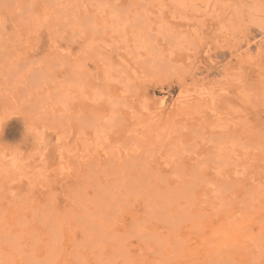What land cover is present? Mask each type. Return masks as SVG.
I'll return each instance as SVG.
<instances>
[{"label": "rangeland", "instance_id": "1", "mask_svg": "<svg viewBox=\"0 0 264 264\" xmlns=\"http://www.w3.org/2000/svg\"><path fill=\"white\" fill-rule=\"evenodd\" d=\"M0 237V264H264V0H0Z\"/></svg>", "mask_w": 264, "mask_h": 264}, {"label": "bare ground", "instance_id": "2", "mask_svg": "<svg viewBox=\"0 0 264 264\" xmlns=\"http://www.w3.org/2000/svg\"><path fill=\"white\" fill-rule=\"evenodd\" d=\"M114 92H115V91H114ZM117 92H118V91H117ZM116 95H117V94H116ZM116 95H115V97H116ZM117 96H119V95H117ZM163 104H164V105H163ZM161 105H162V106H161V109H160V110L162 111V109L165 107L166 104H165L164 102H162ZM189 105H190V103L185 102L184 105H181V107H184V108L188 109L187 107H189ZM153 111H154V110H153ZM152 114H157V112L155 111V112L152 113ZM157 115H158V114H157ZM171 186H172V185H171ZM174 212H176V211H174ZM15 226H16V225H15ZM11 229H12V228H11ZM17 229H19V228H17ZM62 230H63V229H62ZM66 230H67V229H66ZM17 231H20V230H17ZM21 232H23V231H21ZM68 232H69V231H68ZM4 233H5V232H4ZM36 233H37V232H36ZM40 233H41V235H42L43 232H40ZM43 234H44V233H43ZM70 234H71V232H70ZM70 234H69V235H70ZM29 235H30V234H29ZM41 235H40V237H42ZM45 235H46V233L44 234V236H45ZM15 236H16V234H15ZM27 236H28V235H27ZM66 236H67V234H66ZM66 236H65V237H66ZM70 236H71V235H70ZM70 236H69V237H70ZM74 236H76V235L74 234ZM30 237H31V236H30ZM46 237H48V236H46ZM69 237L67 236V238H69ZM0 238H1V237H0ZM32 238H33V237H32ZM52 238L55 239L54 237H51V239H52ZM67 238H66V239H67ZM29 239L31 240V238H29ZM29 239H28V240H29ZM40 239H41V238H40ZM43 239H44V238H43ZM61 239H63V238H61ZM75 239H76V238H75ZM47 240H48V239H47ZM42 241H44V240H42ZM56 241H57V243H58L59 240L56 239ZM72 241H75V240L73 239V240L69 241V243L72 242ZM11 242H13V241H11ZM16 242H17V241H16ZM29 242H30V241H29ZM48 242L50 243L51 241L48 240ZM66 242H67V241H66ZM66 242H65V243H66ZM8 243H9V242H8ZM49 243H46V245L49 244ZM57 243H56V244H57ZM59 244L62 245L61 243H59ZM66 244H68V243H66ZM70 244H72V243H70ZM75 244H76V243H75ZM50 245H52V244L50 243ZM50 245H47V246H50ZM54 245H55V244H54ZM54 245H53V247H51V248L54 249V250L51 249L52 251H50V252H53V253H54L55 250H56L57 252H59L60 250H59L58 248H60V247H58V248L55 249V248H54ZM68 245H69V244H68ZM27 246H28V245H27ZM43 246H44V248L46 247L45 245H43ZM57 246H58V245H57ZM63 246H64V245H63ZM70 246H71V245H70ZM14 247H15V246H14ZM17 247H18V246H17ZM3 248H4V247H3ZM38 248H39V246H37V250H38ZM40 248H41V246H40ZM44 248H43V249H44ZM49 248H50V247H49ZM49 248H48V249H49ZM15 249H16V248H15ZM17 249H19V248H17ZM57 249H58L59 251H58ZM66 249H67V247H66ZM68 249H69V248H68ZM68 249H67V250H68ZM45 250H47V248H46ZM69 250H70V249H69ZM34 251H35V250H34ZM47 251H49V250H47ZM47 251H46V253H47ZM22 252H23V251H22ZM22 252H21V253H22ZM36 252H37V251H36ZM57 252H56V253H57ZM71 252H72V251H71ZM39 253H40V252H39ZM46 253H45V254H46ZM56 253H54L55 256H56ZM59 253H60V252H59ZM59 253H57L58 256H59ZM76 253H78V252H76ZM22 254H23V253H22ZM22 254H21V255H22ZM45 254H44V255H45ZM51 254H52V253H51ZM51 254H50L49 256H51ZM19 255H20V251H19ZM28 255H29V254H28ZM46 255H47V254H46ZM67 255H68V254H67ZM88 255H89V254H88ZM42 256H43V254H42ZM55 256H54V257H55ZM69 256H71V255H69ZM44 257H45V256H44ZM44 257H43V259H44ZM46 257H48V255H47ZM52 257H53V255H52ZM54 257H53V258H54ZM88 257H89V256H88ZM16 258H17V257H16ZM29 258H30V257H29ZM48 258H49V257H48ZM48 258H47V261L49 262ZM45 259H46V258H45ZM45 259H44V260H45ZM57 259H58V258H57ZM0 260H1V259H0ZM14 260H15V259H14ZM29 260H30V259H29ZM45 261H46V260H45ZM68 261H70V260H68ZM77 261H78V260H77ZM12 262H13V261H12ZM65 262H66V261H65ZM65 262H64V264L67 263V262H66V263H65ZM75 262H76V261H75ZM50 263H51V262H50ZM71 263H72V262H71ZM71 263H70V264H71ZM12 264H13V263H12ZM14 264H15V263H14ZM46 264H47V263H46ZM54 264H56V262H55Z\"/></svg>", "mask_w": 264, "mask_h": 264}]
</instances>
